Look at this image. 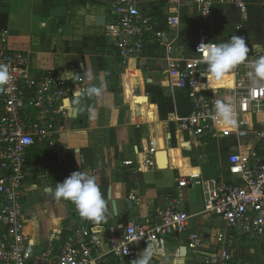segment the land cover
<instances>
[{
	"label": "crops",
	"instance_id": "obj_1",
	"mask_svg": "<svg viewBox=\"0 0 264 264\" xmlns=\"http://www.w3.org/2000/svg\"><path fill=\"white\" fill-rule=\"evenodd\" d=\"M0 0V11L7 13V30L0 33V44L22 50L28 57L33 76L56 75L73 71L86 87L105 88L99 96L70 95L65 104L68 114L59 141L64 150L62 160L32 163V175L25 185L26 223L24 234L39 252L57 233L63 238L76 225L94 227L82 218L70 201L56 200L45 189L54 190L53 177L65 179L73 171L96 175L107 202V224L141 221L156 207L173 206L191 215L187 232L167 238L163 254H153L150 264H202L186 247L187 233L203 237L211 250L216 249L217 236H224L236 264H264V233L251 239L234 231H226L223 221L202 213L203 193L199 185L178 186L190 174L201 179H238L229 176L228 156L259 149L251 136L239 137L230 126L198 137L181 132L176 117L186 115L193 104L185 92L167 85L164 47L147 41L142 54L122 60L107 27L114 21V0ZM242 14L234 5L214 1L213 14L203 20L196 0H137L142 12L156 21L162 39L173 40L176 53L190 55L194 43L204 37L226 42L242 35L253 53L264 55V0H245ZM167 15H178L179 26L165 23ZM103 16V24H97ZM239 26V29L236 27ZM251 54V55H252ZM92 69L94 78L85 73ZM233 79L213 92L223 99L230 95ZM94 114V115H93ZM247 126L264 130V111L244 116ZM164 151L163 153H160ZM131 160V165H123ZM145 250L133 258H108L102 264H136Z\"/></svg>",
	"mask_w": 264,
	"mask_h": 264
},
{
	"label": "built area",
	"instance_id": "obj_2",
	"mask_svg": "<svg viewBox=\"0 0 264 264\" xmlns=\"http://www.w3.org/2000/svg\"><path fill=\"white\" fill-rule=\"evenodd\" d=\"M214 1L234 5L242 14L246 12L245 0H196L203 20L213 14ZM112 12L115 18L106 33L122 60L140 56L147 41L164 47L163 76L167 85L183 90L193 104L186 115L176 117L181 132L202 137L216 131L221 126L215 119V104L226 100L234 108L236 122L230 126L231 131L239 137L249 135L259 144V149L228 156V175L236 177L237 182L190 174L179 180L178 186H201L202 213L220 218L227 231L251 239L260 237L264 233V130L250 129L244 116L264 111V81H254L249 75L261 53L248 55L232 70L231 93L220 99L211 89H201V83H206L201 76L206 65L201 63L196 49L209 40L200 37L190 55L183 51L177 54L174 41L162 39L155 28L156 21L139 9L137 0H114ZM164 20L173 29L179 26L178 15H167ZM0 65H6L9 71L8 82L0 85V264H102L108 258L128 260L140 249L163 254L167 238L187 232L190 214L173 206L156 207L141 221L107 224L96 231L94 227L76 225L63 238L54 233L44 248L32 251L24 234L25 185L32 175L33 163L29 152L44 146L56 165L62 160L59 134L68 114L65 101L87 87L81 79L31 75L27 54L4 44H0ZM131 164V160H123V165ZM186 248L193 257H200L202 264H236L224 236H217L216 249L212 251L201 235L188 232Z\"/></svg>",
	"mask_w": 264,
	"mask_h": 264
},
{
	"label": "clouds",
	"instance_id": "obj_3",
	"mask_svg": "<svg viewBox=\"0 0 264 264\" xmlns=\"http://www.w3.org/2000/svg\"><path fill=\"white\" fill-rule=\"evenodd\" d=\"M256 49H261L262 45H254ZM250 47L242 35H234L226 42H201L196 51L201 54V63L206 68L201 72V76L206 79V83H201V89H215L223 86L231 79L232 70L243 64L250 52ZM249 75L254 81H264V55L260 56L252 65ZM64 79H74L73 71H65L62 74ZM88 81L94 78L92 69L85 73ZM9 80V71L6 65H0V85H4ZM103 77L100 78L99 85L86 88L77 95L99 96L104 88ZM94 115V114H93ZM215 119L222 126H232L235 124L234 108L230 101L217 100L215 104ZM50 192L54 199L70 201L75 205L79 215L91 221L96 231L106 222L107 202L101 191L98 177L89 175L82 171H73L62 182H57L54 190L45 189ZM153 251L148 248L136 259V264H150Z\"/></svg>",
	"mask_w": 264,
	"mask_h": 264
},
{
	"label": "trees",
	"instance_id": "obj_4",
	"mask_svg": "<svg viewBox=\"0 0 264 264\" xmlns=\"http://www.w3.org/2000/svg\"><path fill=\"white\" fill-rule=\"evenodd\" d=\"M52 2L54 5L58 4L55 0H52ZM29 158L31 159L32 162L51 164L50 171L52 172V170H53L52 163L54 162L55 158L52 155V153L50 152V150H48L44 146L43 147H39V146L33 147L29 152ZM53 179L56 183L63 181V179H60L57 177H53ZM70 203H71V205H73L72 202H70Z\"/></svg>",
	"mask_w": 264,
	"mask_h": 264
},
{
	"label": "water",
	"instance_id": "obj_5",
	"mask_svg": "<svg viewBox=\"0 0 264 264\" xmlns=\"http://www.w3.org/2000/svg\"><path fill=\"white\" fill-rule=\"evenodd\" d=\"M103 16H97L96 18V22L97 24H103ZM7 30V13L6 12H3V11H0V33H3ZM250 47V52L248 55H251L252 54V48L251 46ZM93 105H95V95H93ZM164 151H161L160 153H163ZM180 254L181 255H184L185 254V251H186V247L185 246H182L180 248Z\"/></svg>",
	"mask_w": 264,
	"mask_h": 264
},
{
	"label": "rangeland",
	"instance_id": "obj_6",
	"mask_svg": "<svg viewBox=\"0 0 264 264\" xmlns=\"http://www.w3.org/2000/svg\"><path fill=\"white\" fill-rule=\"evenodd\" d=\"M224 232H226L227 230H223ZM238 235H239V233H238Z\"/></svg>",
	"mask_w": 264,
	"mask_h": 264
}]
</instances>
